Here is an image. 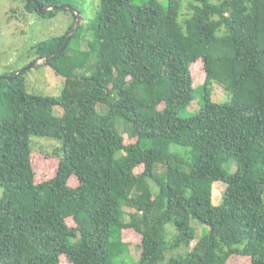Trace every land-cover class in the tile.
<instances>
[{"label": "trees", "instance_id": "16d2710c", "mask_svg": "<svg viewBox=\"0 0 264 264\" xmlns=\"http://www.w3.org/2000/svg\"><path fill=\"white\" fill-rule=\"evenodd\" d=\"M28 1V12L71 5L82 21L68 40L77 15L50 11L72 14L68 31L31 47L55 54L59 95L29 92L24 74L0 79V264H264V0ZM215 82L229 100L213 101ZM197 95L200 109L182 116ZM34 137L60 143L48 180ZM193 221L209 231L197 238ZM127 229L142 237L138 261Z\"/></svg>", "mask_w": 264, "mask_h": 264}, {"label": "rangeland", "instance_id": "374dc122", "mask_svg": "<svg viewBox=\"0 0 264 264\" xmlns=\"http://www.w3.org/2000/svg\"><path fill=\"white\" fill-rule=\"evenodd\" d=\"M97 1V0H94ZM166 3L165 0H160ZM28 0H0V76H9L13 72H19L26 66L30 65L35 56L31 53V47L44 41L63 36L69 29L73 16L70 12L59 11L54 17H43L39 12H28ZM97 5H87V13L89 19L94 18L97 12ZM76 40H73L72 46L77 47ZM194 84L198 86L205 82V73L203 63L194 65ZM86 75L92 71L91 67H86L84 70ZM26 87L29 92L40 95H59L63 88L64 77L59 76L51 66L40 59V64L37 67L24 73ZM198 96V97H197ZM192 104L182 111V116H190L195 114L201 107L200 96L197 95ZM212 99L215 102H225L230 99L229 93L217 82L212 85ZM8 102V100H6ZM59 109V108H58ZM56 115H61V109L56 110ZM119 122V121H118ZM122 122L118 123L119 131L122 132L125 143L135 142L136 139L129 137L124 131ZM60 143L54 140L40 139L34 137L32 139V149L39 151L36 157L37 180L44 181L55 176L58 169V160L51 155L59 153ZM230 166V168H229ZM227 170L232 173L235 166L229 165ZM72 186H77L78 181L70 182ZM154 185V184H152ZM155 188V187H154ZM226 185L222 182H217L213 190V203L219 205L222 202V196ZM156 190V188H155ZM1 192V191H0ZM123 211L126 213L125 218L129 220L128 214L133 209L125 204ZM70 225L73 221L69 220ZM192 226L196 229L197 238L209 231L208 227L201 225L197 221L192 222ZM177 235V231L173 223L167 225V239ZM123 236L126 243L130 245V257L138 261L141 250L136 248L141 244V235L133 229L123 230ZM197 241V240H196ZM194 241V244L196 243ZM185 253V249L168 251V257L174 256L177 253ZM60 264H71L65 257H61ZM227 264H249V262L231 257Z\"/></svg>", "mask_w": 264, "mask_h": 264}, {"label": "water", "instance_id": "95a60500", "mask_svg": "<svg viewBox=\"0 0 264 264\" xmlns=\"http://www.w3.org/2000/svg\"><path fill=\"white\" fill-rule=\"evenodd\" d=\"M39 12L41 15L45 16L46 14H48L50 11H53L55 9H63L64 7H67L68 9L72 10L75 12V14L77 15V20H76V23H75V26L73 28V31L71 32V34L68 36V40H70L72 38V36L74 35V33L77 31V28L80 26L81 24V21H82V16H81V13L79 11L78 8H75L71 5H62L60 7H54V8H43L42 6L39 5L38 2H35ZM67 47V42L64 44V46L62 48L59 49V53H62ZM55 54H52V55H49L46 57V64H49V59L54 56ZM40 64V59H35L30 65L26 66L25 68H23L22 70H20L19 72H17V74L13 77L11 76H0V79H5V80H8V81H13V79H16L18 78L19 76L23 75L25 72L33 69L34 67L38 66ZM65 78V77H64Z\"/></svg>", "mask_w": 264, "mask_h": 264}]
</instances>
